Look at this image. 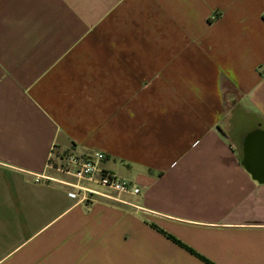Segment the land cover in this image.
Listing matches in <instances>:
<instances>
[{"label": "crops", "instance_id": "1", "mask_svg": "<svg viewBox=\"0 0 264 264\" xmlns=\"http://www.w3.org/2000/svg\"><path fill=\"white\" fill-rule=\"evenodd\" d=\"M207 262L264 264V0H0V264Z\"/></svg>", "mask_w": 264, "mask_h": 264}, {"label": "built area", "instance_id": "2", "mask_svg": "<svg viewBox=\"0 0 264 264\" xmlns=\"http://www.w3.org/2000/svg\"><path fill=\"white\" fill-rule=\"evenodd\" d=\"M53 157V155L50 157V168L56 173L76 181L74 183L67 181L60 182L79 191L82 202H88L95 198L115 200L116 198L111 197L108 194L109 192L130 196L139 194V188L132 181L121 178L102 167L101 162L104 156L100 153H94L87 157L73 154L57 155L54 158V162L51 163ZM46 179L55 180L53 178ZM82 183L89 186H83Z\"/></svg>", "mask_w": 264, "mask_h": 264}, {"label": "rangeland", "instance_id": "3", "mask_svg": "<svg viewBox=\"0 0 264 264\" xmlns=\"http://www.w3.org/2000/svg\"><path fill=\"white\" fill-rule=\"evenodd\" d=\"M54 158H55V156L53 157L51 163L54 162ZM51 171H52V175H53V176H58L59 178H63V179H61L62 181H67V182H72V183L76 182V181H74V180L72 181V179L69 178V177H67V176H63V175H61V174H59V173L54 172L52 169H51ZM121 178H123V177H121ZM124 179H126V178H124ZM108 194H109L111 197H113V198H117V199H120V200H121L124 196H127V194H119V195H117V194L114 193V192H109Z\"/></svg>", "mask_w": 264, "mask_h": 264}, {"label": "trees", "instance_id": "4", "mask_svg": "<svg viewBox=\"0 0 264 264\" xmlns=\"http://www.w3.org/2000/svg\"><path fill=\"white\" fill-rule=\"evenodd\" d=\"M153 228H155L159 233L163 234L166 238H168L169 240H171L172 242H174L175 244L181 246L182 248L186 249L188 252H190L191 254H194L196 256H198L196 253H194L191 249L187 248L186 246H184L182 243H180L178 240H176L174 237H172L171 235L166 234L165 232H163L162 230L156 228L155 226H152ZM208 263V262H207ZM209 264V263H208Z\"/></svg>", "mask_w": 264, "mask_h": 264}]
</instances>
